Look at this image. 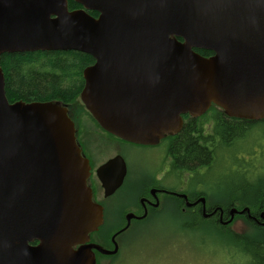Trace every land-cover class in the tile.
I'll return each instance as SVG.
<instances>
[{
	"label": "water",
	"instance_id": "obj_1",
	"mask_svg": "<svg viewBox=\"0 0 264 264\" xmlns=\"http://www.w3.org/2000/svg\"><path fill=\"white\" fill-rule=\"evenodd\" d=\"M73 1L81 8L70 11L67 0H0V56L89 55L94 64L82 73L80 100L108 133L155 145L179 131L182 115L212 104L230 117L264 118V0ZM89 169L67 108L10 103L0 68V264H94L89 245L73 249L102 223ZM124 175L120 156L98 169L105 196ZM198 202L204 218L215 213H206L202 197L187 205ZM234 214L249 216V209H230L228 222Z\"/></svg>",
	"mask_w": 264,
	"mask_h": 264
},
{
	"label": "trees",
	"instance_id": "obj_2",
	"mask_svg": "<svg viewBox=\"0 0 264 264\" xmlns=\"http://www.w3.org/2000/svg\"><path fill=\"white\" fill-rule=\"evenodd\" d=\"M67 1L69 10L78 7L72 0ZM90 14L97 15L94 12ZM196 52L204 57L212 55L211 52L204 50ZM92 62L89 55L75 51L3 54L0 56V68L4 77L6 98L10 103L17 101L59 102L65 107L69 106L78 99L83 88L82 70ZM193 127V122H187L179 135L169 144L168 153L174 159L177 173L188 171L196 178L200 170H209L217 164L219 161L217 151L223 150L226 154V170L229 172L230 167H233L235 174H230L236 176V179L239 176L243 178L246 176L244 172L247 171V165H250L248 160L254 158L258 152H264V143L255 154H248L250 157L247 159H244V156L238 157V149H231L233 140L241 139L242 141L251 130H258L259 132H256L264 141V120L258 122L228 121L219 116L213 135L206 140L201 139L199 135L194 137ZM198 183L194 182L195 185ZM242 184L245 185L244 183L232 185L229 191H225L223 197L216 196V203H211L208 208L210 210L220 208L224 214L231 208L238 211L248 208L251 215H256L258 218V214L264 212V179H256L252 188L250 186L243 188ZM213 186L215 188L217 184ZM205 194V198H209V195ZM197 214V218L204 220L199 213ZM217 216L218 212L214 214V219ZM243 220L253 228V231L245 235L228 234L226 240L232 245L235 254L244 255L247 264H264V225L256 224L248 219ZM258 222L262 223L261 218H258ZM215 226L216 229H222L219 223Z\"/></svg>",
	"mask_w": 264,
	"mask_h": 264
},
{
	"label": "rangeland",
	"instance_id": "obj_3",
	"mask_svg": "<svg viewBox=\"0 0 264 264\" xmlns=\"http://www.w3.org/2000/svg\"><path fill=\"white\" fill-rule=\"evenodd\" d=\"M68 107L71 111L78 109L82 120L81 114L85 112V109L79 98ZM87 130L93 132V129ZM91 131L88 132L81 126L80 140L83 142L88 154L95 159V166H97L101 160L103 162L114 156L117 148L114 151L112 145L116 146L117 143L105 138H101L102 141L98 139L101 143L95 142L93 136H90L92 135ZM256 131L259 132L253 130L247 134L242 142H237L231 146L232 150L238 149V157L244 156L243 158L247 159L250 157L248 154H255L260 147H263L264 141L260 139ZM260 144L262 146H259ZM162 151V145L146 150L126 148L123 155L128 165L127 186L129 188H126V192L122 191L123 193L118 196L113 207L116 203L124 202L128 198L131 184L145 173L143 168L148 167L145 165V161H155V159L162 156ZM225 155L223 150H218L217 160L219 161L217 164L209 170H202L198 177L194 178L196 183L200 182L196 185L197 189L204 190L209 195L208 199L205 198L207 207L211 203H216V196L221 195L223 197L225 191H229L232 185L236 186L244 183L245 185H241L243 188H248V186L252 188L256 179H264V152H258L254 158H250L248 160L250 165H247V171L244 172L246 176L243 178L239 176L237 179L236 176L230 174H235L233 167H230L229 172L226 170ZM187 177L184 174L181 176V181L177 182V188H186ZM194 180L193 182H195ZM215 184H217V187L214 188L213 185ZM193 185L195 184L193 183ZM96 189L98 191V187ZM100 195L102 194L98 191V198H100ZM208 214L210 213L208 212ZM239 215L234 214L230 222H228L230 217L225 221L219 218L222 221L220 223L217 218L214 219V214L210 215L208 219H204L205 221L197 218V213L186 216L177 211V217L171 212L157 215L148 223L130 229L122 238L125 244L119 255L113 259H102L100 264H247L244 255L235 254L232 245L226 240L228 234L245 235L253 231V228L242 220ZM216 223L220 224L221 230L216 229Z\"/></svg>",
	"mask_w": 264,
	"mask_h": 264
},
{
	"label": "flooded vegetation",
	"instance_id": "obj_4",
	"mask_svg": "<svg viewBox=\"0 0 264 264\" xmlns=\"http://www.w3.org/2000/svg\"><path fill=\"white\" fill-rule=\"evenodd\" d=\"M80 8L81 6L78 5L76 9H80ZM90 12L93 11H88L87 13L93 18H97L98 13L94 12L97 15L92 16ZM196 51L197 50H195V52ZM93 64H94V60L92 64L86 66L84 69L92 66ZM84 69L82 70V73ZM82 79H83V74H82ZM83 85H84V80H83ZM78 98L80 99V94ZM66 108H67V114L74 124L75 139L78 147L80 148L81 155L87 159L89 164L90 169H89V177L87 179V186L91 189L92 201L98 204L102 209L101 225L98 227V229L95 232L89 234L88 236L89 239L86 243H84L83 245H77L73 249L76 250L81 246L89 245L88 252L93 255L94 264H100V260L102 259L104 260L113 259L117 255H119L125 244L122 241L123 236L130 229L148 223L149 221H151V219L155 218L157 215L171 212L175 214L177 217V211H178L180 212V214L186 216H191L193 213H199L202 216V218H204L202 214V204L200 202H198L195 205H187L196 202L201 197L205 199L204 195L206 194L204 190L197 189V186L192 184L194 183L193 173L188 171H185L183 173L181 172L177 173V169L174 166V159L168 153L169 144L173 139H175L179 135L182 128L185 126V124H187V122L194 123V127H193V133H195L193 135L194 137H198L199 135L201 139L206 140L208 137L213 135L212 133L214 130V126H216V121L219 116L224 117L228 121L234 120L240 122L241 121L258 122L264 120V118L260 120H249L239 117H230L222 109L212 104L201 115L195 117H192L189 114L182 115L181 116L182 126L179 129V131L176 132L175 134L165 135L155 145H143V144H136L119 139L113 136L112 134L108 133L96 122V120L90 115V113L85 109V107H84L85 112L81 114L82 120L80 119V114L78 109H74L73 111H71L68 106H66ZM74 112L75 113L77 112V114H75ZM81 126H83L88 132H90L91 130H87V129H93V132L91 131L92 135L90 134L89 135L93 136L95 142L96 141L100 142L99 140H101V138H105L114 141L113 143H117L116 146L114 144L112 145V149L114 148V151L117 148L114 156L106 159L103 162H101L102 161L101 160L100 163L97 166H95L96 165V162L94 161L95 159L88 154L83 142H81L80 140ZM252 131L253 130H251V132ZM237 142H242V141L241 139L233 140L231 144L235 145ZM199 144H201V141H199ZM161 145L163 150L162 156L155 159V161L154 160L145 161V165H147L148 167L143 168L145 169L144 170L145 173L131 184V191L128 194V198H126L124 202L116 203V205L113 207V205L118 199V196L123 193L122 191L126 192L125 191L126 188H129V186H127L128 174H129L128 165L126 162V158L123 155L126 148L146 150L150 148H157L160 147ZM117 156H120L121 159L123 160L125 166V175L123 177L122 184L111 195L105 196L104 190L97 176V171L105 163H107L109 160ZM202 170H200V173ZM183 174L188 176L186 178V188H177V182L181 181L180 178ZM96 185L98 187V191L100 192V194H102L100 195V198H98L97 196L98 191L96 189L97 188ZM206 204L207 202L205 199V208L207 214L208 212L212 213L213 211L217 210L215 211V213L218 212L217 221L219 223L222 222L221 220L225 221L229 217L230 210H228L224 214V211L222 209L216 208L210 210ZM239 216L242 220L248 219L256 224H259L258 218H260V213L258 214V218H256V215H251L250 212H249V216L247 214H243ZM220 217L221 220L219 219ZM253 218H255L256 220H254ZM204 219H208V218H204ZM38 244H39L38 241H33L29 243V245L32 247H35ZM96 247H99L105 251H109V252L115 251V252L113 254H102L96 249Z\"/></svg>",
	"mask_w": 264,
	"mask_h": 264
}]
</instances>
